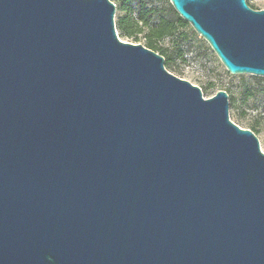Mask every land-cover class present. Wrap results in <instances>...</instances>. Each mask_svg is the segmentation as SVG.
Segmentation results:
<instances>
[{
	"label": "water",
	"instance_id": "1",
	"mask_svg": "<svg viewBox=\"0 0 264 264\" xmlns=\"http://www.w3.org/2000/svg\"><path fill=\"white\" fill-rule=\"evenodd\" d=\"M230 74L264 9L168 0ZM111 0H0V264H264V153Z\"/></svg>",
	"mask_w": 264,
	"mask_h": 264
},
{
	"label": "rangeland",
	"instance_id": "2",
	"mask_svg": "<svg viewBox=\"0 0 264 264\" xmlns=\"http://www.w3.org/2000/svg\"><path fill=\"white\" fill-rule=\"evenodd\" d=\"M111 1L116 6L114 21L117 37L124 42L139 43L147 47L145 37L147 27L133 36L121 34L116 22L124 16L125 12L120 7L125 0ZM143 2L145 7H154L161 14H169L173 21L170 33L152 39L157 47L155 52L160 55L164 52L165 69L198 86L204 98L211 97L218 90L226 91L229 119L239 127L251 130L264 153V80L254 79L253 75L249 74L228 73L207 42L192 29L189 23L181 26L174 22L175 14L170 11L172 6L168 0H143ZM246 2L253 9H264V0H246ZM155 23L156 16L150 17L148 25ZM167 59L168 64H165Z\"/></svg>",
	"mask_w": 264,
	"mask_h": 264
},
{
	"label": "trees",
	"instance_id": "3",
	"mask_svg": "<svg viewBox=\"0 0 264 264\" xmlns=\"http://www.w3.org/2000/svg\"><path fill=\"white\" fill-rule=\"evenodd\" d=\"M143 0H125L121 4V9L124 10V16L116 22L117 28L122 35L133 36L135 33L141 32L144 27H147V33L145 37L147 39V48L156 51L157 47L153 43L154 38H160L171 32L173 21L169 14H161L154 7H145ZM170 11L175 14L174 22L184 26L187 24L175 11L170 7ZM158 12V13H157ZM156 16V23L154 25H148L150 17ZM136 38V37H135ZM164 57V52L161 53ZM165 64H168V59L165 60ZM254 79L264 78L253 76Z\"/></svg>",
	"mask_w": 264,
	"mask_h": 264
}]
</instances>
